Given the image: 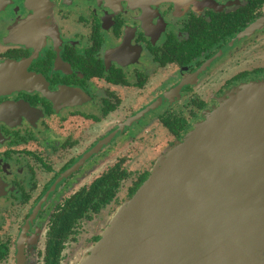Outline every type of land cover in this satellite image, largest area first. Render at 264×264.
Segmentation results:
<instances>
[{"label":"flooded vegetation","instance_id":"1","mask_svg":"<svg viewBox=\"0 0 264 264\" xmlns=\"http://www.w3.org/2000/svg\"><path fill=\"white\" fill-rule=\"evenodd\" d=\"M263 81L264 0H0V264H71Z\"/></svg>","mask_w":264,"mask_h":264},{"label":"water","instance_id":"2","mask_svg":"<svg viewBox=\"0 0 264 264\" xmlns=\"http://www.w3.org/2000/svg\"><path fill=\"white\" fill-rule=\"evenodd\" d=\"M71 264H264V81L172 146Z\"/></svg>","mask_w":264,"mask_h":264},{"label":"rangeland","instance_id":"3","mask_svg":"<svg viewBox=\"0 0 264 264\" xmlns=\"http://www.w3.org/2000/svg\"><path fill=\"white\" fill-rule=\"evenodd\" d=\"M170 148H171V147H170ZM170 148H169V149H170ZM169 149H168V150H169ZM166 153H167V152H166ZM160 158H161V157H160ZM160 158H159V159H160ZM159 159H158V160H159ZM158 160H157V161H158ZM155 164H156V163H155ZM113 214H114V212H113L112 214L108 215L107 217L105 216V217H106V220H105L104 222H102V223H103V226H104L103 229H102V232H104V230H105V226H107V222L109 221L110 217H111ZM102 223H101V224H102ZM80 253H81V252H80ZM80 253H79V254H80ZM79 254H78V255H79ZM78 255H77V256H78ZM77 256H76V257H77ZM76 257H75V258H76Z\"/></svg>","mask_w":264,"mask_h":264}]
</instances>
